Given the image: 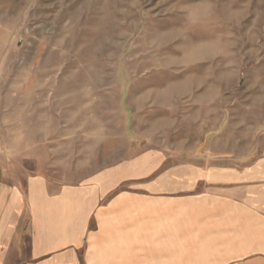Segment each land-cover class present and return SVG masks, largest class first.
I'll return each instance as SVG.
<instances>
[{
  "label": "rangeland",
  "instance_id": "1",
  "mask_svg": "<svg viewBox=\"0 0 264 264\" xmlns=\"http://www.w3.org/2000/svg\"><path fill=\"white\" fill-rule=\"evenodd\" d=\"M249 3L264 0H0L4 163L65 185L120 164L122 190L141 177L145 192L164 175L149 169L205 161L214 109L201 106L215 97L226 119L212 148L264 159V37L246 43L225 19ZM207 5L218 25L194 22ZM199 49L210 52L191 61Z\"/></svg>",
  "mask_w": 264,
  "mask_h": 264
},
{
  "label": "crops",
  "instance_id": "2",
  "mask_svg": "<svg viewBox=\"0 0 264 264\" xmlns=\"http://www.w3.org/2000/svg\"><path fill=\"white\" fill-rule=\"evenodd\" d=\"M227 14L232 28L251 36L246 43L264 37V4L230 6ZM220 22L214 14L209 26ZM198 51L191 61L210 52ZM215 99L201 106L214 109L205 161L149 169L164 175L146 193L141 177L128 181L132 194L122 190L130 169L120 164L65 185L0 156V264H264V159L255 161L252 147L224 153L228 161L208 159L224 155L212 148L226 119ZM239 156L245 162L232 159Z\"/></svg>",
  "mask_w": 264,
  "mask_h": 264
},
{
  "label": "clouds",
  "instance_id": "3",
  "mask_svg": "<svg viewBox=\"0 0 264 264\" xmlns=\"http://www.w3.org/2000/svg\"><path fill=\"white\" fill-rule=\"evenodd\" d=\"M212 13H211V6L207 5L203 8L201 13L198 15L194 22L201 23V22H211Z\"/></svg>",
  "mask_w": 264,
  "mask_h": 264
},
{
  "label": "built area",
  "instance_id": "4",
  "mask_svg": "<svg viewBox=\"0 0 264 264\" xmlns=\"http://www.w3.org/2000/svg\"><path fill=\"white\" fill-rule=\"evenodd\" d=\"M26 32H27V30H26Z\"/></svg>",
  "mask_w": 264,
  "mask_h": 264
}]
</instances>
